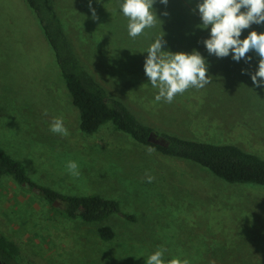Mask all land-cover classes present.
<instances>
[{"label": "rangeland", "instance_id": "obj_1", "mask_svg": "<svg viewBox=\"0 0 264 264\" xmlns=\"http://www.w3.org/2000/svg\"><path fill=\"white\" fill-rule=\"evenodd\" d=\"M199 2L154 5L166 34L162 50L199 51L212 77L203 89L191 88L171 104L154 102L158 90L143 70L159 23L132 39L119 9L122 0H54V5L79 59L144 125L185 140L235 145L264 159V87L251 80L259 57L250 52L246 63L209 55L203 41L210 28L199 27ZM251 31L264 33V24H252L241 39ZM57 117L67 137L50 131ZM148 147L112 124L94 135L82 133L35 13L26 0H0V148L21 161L38 186L64 196L98 195L119 206L103 222L86 223L3 177L0 236L16 245L14 264H145L159 247L167 249L165 261L264 264V187L228 183L192 161L156 149L149 154ZM70 160L79 165L78 178L66 168ZM146 172L155 177L152 183ZM103 226L114 230L113 240L99 237Z\"/></svg>", "mask_w": 264, "mask_h": 264}, {"label": "trees", "instance_id": "obj_2", "mask_svg": "<svg viewBox=\"0 0 264 264\" xmlns=\"http://www.w3.org/2000/svg\"><path fill=\"white\" fill-rule=\"evenodd\" d=\"M26 2L54 52L72 104L79 112L82 133L94 135L102 127L112 124L117 131L128 134L136 142L154 147L166 156L192 161L228 183L264 187V159L259 155L235 145H216L158 133L140 122L126 104L108 93L79 59L55 10L54 0ZM151 135L161 139L162 144L149 141ZM5 176L12 177L19 185L25 184L51 205L58 202L56 210L64 212L70 219L99 223L119 211L115 200L98 195L64 196L36 185L30 180L24 164L0 148V180ZM98 235L104 241L115 238V232L109 226L100 227ZM16 255V245L0 236V259L3 263L14 264Z\"/></svg>", "mask_w": 264, "mask_h": 264}, {"label": "clouds", "instance_id": "obj_3", "mask_svg": "<svg viewBox=\"0 0 264 264\" xmlns=\"http://www.w3.org/2000/svg\"><path fill=\"white\" fill-rule=\"evenodd\" d=\"M168 2L159 0L164 6ZM156 3L157 0H122L119 9L127 19V32L132 39L146 35V30L155 28L158 23L161 25L160 34L155 36L145 50L147 56L143 70L151 87L158 90L154 102L171 104L177 95H183L191 88L203 89L211 83L212 77L208 75V62L199 51L193 49L191 53H173L162 50L167 41L162 31V21L158 19L154 8ZM89 7L91 9V2ZM196 7L202 21L199 27L202 30L210 28V38L203 41L208 54L217 58L231 55L236 62L243 59L248 63L251 56L247 54L254 52L259 62L258 70L251 75V80L255 87H264V33L251 31L246 38L241 39L242 31L249 29L252 24H264V0H201ZM91 11L93 19H97L95 10ZM162 15L167 16L168 13ZM50 131L62 137L70 134L62 117L53 119ZM154 151V147L147 148L149 154ZM66 168L73 177L78 178L81 174L76 161H68ZM145 175L148 183L154 181V176L147 172ZM166 251L159 247L148 256L145 264H190L188 259L181 258L165 261Z\"/></svg>", "mask_w": 264, "mask_h": 264}, {"label": "water", "instance_id": "obj_4", "mask_svg": "<svg viewBox=\"0 0 264 264\" xmlns=\"http://www.w3.org/2000/svg\"><path fill=\"white\" fill-rule=\"evenodd\" d=\"M149 141L153 142V143H157V144H162V140L158 139L156 137H154L153 135L150 136ZM56 206H59V203L56 202L55 204ZM0 264H4L3 261L0 259Z\"/></svg>", "mask_w": 264, "mask_h": 264}]
</instances>
